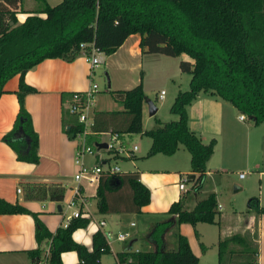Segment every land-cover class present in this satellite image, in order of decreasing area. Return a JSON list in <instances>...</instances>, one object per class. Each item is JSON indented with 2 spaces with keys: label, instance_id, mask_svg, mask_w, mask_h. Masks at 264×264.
I'll use <instances>...</instances> for the list:
<instances>
[{
  "label": "trees",
  "instance_id": "16d2710c",
  "mask_svg": "<svg viewBox=\"0 0 264 264\" xmlns=\"http://www.w3.org/2000/svg\"><path fill=\"white\" fill-rule=\"evenodd\" d=\"M37 1L41 2L39 9L18 21L16 13L22 11L21 0H0V93L4 81L18 74V110L2 140L12 148L16 159L30 163L39 160L38 135L24 106V96L35 88L24 81V72L48 57L73 60L88 49L80 43H92L98 51L109 54L133 32L139 35L140 47L147 35L156 34L172 54L181 53L191 59L189 66L184 67L189 74L187 88L177 90L168 105V112L175 118L155 120L156 126L145 130L141 129L140 120L145 98L140 82L128 88L110 89L111 98L121 103L122 109L93 111L89 126L92 134L87 139L89 143L94 141L93 149L97 148L95 134L99 132L144 134L149 138L147 154H171L181 144L188 153V167L193 174L185 175L186 182L189 189L196 190L214 143L213 138L201 142L187 127L185 107L196 94L206 92L218 97L237 113L252 117V123L264 121V0H59L52 5L46 0ZM62 124L64 131L73 136L82 130L68 106L62 111ZM63 192L60 185H30L26 196L60 201ZM94 196L100 212H137L149 199L148 189L138 180L136 170H101ZM184 197L185 192H179L177 199L169 203L166 212L172 219L151 222L141 235L151 248L132 250L127 246L116 251L117 264H196L197 257L184 235L172 233L174 246L167 248L162 243L163 233L171 224L180 222H213L215 200L213 193L208 192L186 209ZM247 203L255 213H264V205L258 206L256 197H249ZM3 213L32 216L37 246L26 250L32 262L43 255L44 264H61V253L73 250L77 255L73 264H99L100 255L109 251L100 229L91 235V249L73 239L72 231L88 223L83 215L71 217L65 225L50 231L35 212L0 196V214ZM42 243H47L45 254ZM229 243L236 247L230 248ZM198 245L203 248L201 243ZM227 253L231 257L226 262L223 259ZM216 264H255L251 238L237 233L219 237Z\"/></svg>",
  "mask_w": 264,
  "mask_h": 264
},
{
  "label": "crops",
  "instance_id": "0c3cea01",
  "mask_svg": "<svg viewBox=\"0 0 264 264\" xmlns=\"http://www.w3.org/2000/svg\"><path fill=\"white\" fill-rule=\"evenodd\" d=\"M21 8L22 11L16 13L18 21H22L27 14L31 13L25 12L28 7L21 5ZM40 14L43 15V13ZM138 39L139 35L136 32L127 34L113 52L109 54L100 52V61L93 67H90L83 54H79L71 61L59 57L44 58L24 72V81L35 88L34 91L24 96V106L30 114L32 127L38 135L39 160L37 163L16 159L12 148L2 140V135L11 128L18 110L15 95L18 74L4 81V90L0 93V196L11 202L16 201L35 212L50 231L57 226L65 225L72 217L71 211L77 207L80 214L88 218V223L72 231L73 239L83 243L87 249H91V235L95 230L101 229L111 236L107 241L109 253L100 255L99 264H117L114 253L127 246L132 250L151 248V244L142 240L141 235L151 222L173 218L166 212V209L171 201L177 199L179 192H185L183 207L186 209L190 208L195 200L208 193L206 191L208 188H202L203 179L196 190L188 188V181L184 182V190L177 187L179 178L191 173L188 167V153L185 149H179L178 146L166 159L167 168L144 166L139 170L135 169L138 180L146 186L149 193L147 203L143 204L137 212H100L94 196L97 180L88 181L85 178L75 180L73 178L76 170L74 154L77 143L72 141L63 129L62 111L67 106L69 93L85 90L91 82L96 83V67L102 65L109 81L106 84L108 90L128 88L139 81L144 91L141 81L142 74L149 72L154 63L160 62L158 63L160 69L164 70L163 80L168 79L172 84L170 97H173L179 90L178 85L180 81L182 82V74L187 73L184 67L189 66L191 59L181 53L172 54L156 34L147 35L142 47L138 45ZM99 91L97 86L90 104V114L95 110L122 109L121 103L113 99L114 103L108 102L104 106H96L99 102ZM144 96L140 107L142 130L148 129L142 126V116L146 110L145 101L149 100L145 94ZM154 107L155 110L151 114H148L146 110V115H151L153 118L149 128L156 126L155 120L165 121L159 116H154L156 106ZM185 110L187 127L196 133L199 139H202L203 133L209 135L218 132L226 142V151L231 150V141L236 137L234 129L238 124L243 125L240 122L243 119L237 118L240 113L235 114L236 111L231 105L214 95L199 92L186 105ZM123 134H120V139L126 135ZM137 134L140 135V133ZM95 135L98 141L105 142L110 137L108 132H99ZM82 139L85 145L90 147L94 145V141L87 142L85 136ZM243 147L247 150L246 141ZM241 148L239 142V149ZM89 154L92 155L91 164H103L110 158L106 148H94ZM210 155L205 165L210 164ZM100 167L102 170L105 169L102 165ZM259 172H264V170ZM30 185H60L64 188L63 198L60 201L29 198L26 192ZM17 187L20 188L19 191H16ZM233 187L239 189L236 185ZM74 190L78 191L82 200L74 194ZM190 191L192 197L188 198ZM197 193L199 196L196 195ZM74 195L76 202L73 206H68V201L72 200ZM213 196L216 211L213 222L197 221L193 225L186 222L171 224L163 233L164 247L174 246L172 233L178 232L185 236L189 249L197 257L196 264H216L217 239L230 233H237L251 238L255 245V264H264V213H255L247 201L243 213H235L234 210L229 211L223 208L217 197ZM262 201L260 197L259 199L256 197L258 206L262 205ZM136 218L142 221L141 228ZM101 221L102 223L99 224ZM205 226L208 228V236L204 229ZM193 230L196 231V235ZM119 231H126L128 236L123 240L115 239V234ZM136 239L137 243L142 246L137 243V245L133 244ZM198 243H201L203 248H200ZM36 246L34 220L29 213L0 214V264H44L43 255L36 262H32L26 253V250ZM228 246L236 247L231 243ZM42 248L45 254L47 243H42ZM60 257L61 264H73L77 260V255L73 250L63 251ZM230 257L227 253L226 259L223 260L227 262Z\"/></svg>",
  "mask_w": 264,
  "mask_h": 264
},
{
  "label": "rangeland",
  "instance_id": "374dc122",
  "mask_svg": "<svg viewBox=\"0 0 264 264\" xmlns=\"http://www.w3.org/2000/svg\"><path fill=\"white\" fill-rule=\"evenodd\" d=\"M59 0H46L50 5L55 4ZM21 5L28 7L25 12H35L41 6V2L37 0H21ZM42 13V12H36ZM160 63V62H158ZM154 63L152 68L146 74H142L141 81L143 84V92L147 98L156 106V112L154 116H159L160 119L165 121L174 119L175 115L168 112V105L170 104L172 97L170 93V87L172 84L168 79L163 80L162 71L160 64ZM95 81L97 83L99 93V102L96 106H104L109 103H114L109 90L106 87L107 80L102 65L95 68ZM189 74H182V82H179V90L187 88V79ZM141 85V84H140ZM162 88L164 91L163 97L160 99L156 95L158 90ZM236 111V110H235ZM237 114V111L235 112ZM243 125L238 124L234 129L236 137L231 141L232 148L230 151H226L223 136L216 133H203L201 142H206L209 138H213L214 143L209 158L210 164L205 165V173L202 181V188L207 189L208 192H213L219 203L223 208L229 209V211H235V213H243L245 209V202L247 199L254 195L257 199L259 197L263 200L264 205V121H258L252 123L249 118L242 114ZM152 116L146 115V110L142 116L143 128H149L152 123ZM126 134V133H124ZM123 134V135H124ZM90 133L85 134V138H89ZM70 139L77 143V148L83 143L81 136L75 134ZM122 145L124 147H130L131 144H135L137 149L133 151L132 156L121 157L112 156L102 165V167L117 166L120 171L126 170H139L144 166H152L158 169L167 168L166 159L169 154H162L159 152L147 154L146 150L149 145V138L144 135L137 133H129L124 135ZM247 143V150L244 149V143ZM239 142L241 149H239ZM179 149H184L181 144H178ZM238 147V148H237ZM186 151V150H185ZM185 153V152H184ZM83 163L90 166L92 163V155L84 153L81 157ZM77 168V166H75ZM208 170V171H206ZM241 173V176H238ZM67 178V177H66ZM233 185L238 186L239 189L233 190ZM260 192V194H259ZM188 198L192 197L191 191ZM199 196V193L196 194ZM137 222L142 227L143 223L138 218ZM204 225H206L204 223ZM205 231L208 236V228L205 226ZM137 239L133 241L134 245H137ZM137 243V244H136ZM139 246L142 244H138ZM115 246V244H113ZM109 253V252H105ZM103 254V253H102ZM101 254V255H102Z\"/></svg>",
  "mask_w": 264,
  "mask_h": 264
},
{
  "label": "built area",
  "instance_id": "2783aa9c",
  "mask_svg": "<svg viewBox=\"0 0 264 264\" xmlns=\"http://www.w3.org/2000/svg\"><path fill=\"white\" fill-rule=\"evenodd\" d=\"M80 46H88L87 51L85 49L82 51V54L85 56L86 60L88 61L90 67L96 66L99 61V53L92 43H80ZM97 90V85L94 82H91L89 87L82 91H73L71 92L70 99L68 101V111L70 113H73L76 116V119L79 123L82 124V130L80 132H77V135H80L82 138L85 136L86 133H90L89 126L92 121V114H90V104L93 99V95ZM163 95V90H158L157 97L161 98ZM243 116L242 114H238L237 118L241 119ZM109 140L106 141L107 147L106 149H110L112 152L111 155H117V156H125L129 157L132 152L136 149L135 144H131L130 147H124L122 145V140L120 139V134L118 133H109ZM93 151V148L89 145H85L82 143V145L76 149L74 154V163L76 164L77 168L75 170V173L73 174V178L75 180H79L81 178H85L88 181L97 180L99 172L102 170L100 167V164H91L90 166H87L83 163L81 157L84 153H91ZM104 170H107L108 172H117L120 171L117 166H108ZM241 175V173H238V176ZM186 181L185 175H183L181 178H179V181L177 182V187L181 190H184V182ZM20 188H16V191H19ZM74 194L82 200L77 190H74ZM72 198V200L68 201V206H73L74 202H76V196ZM81 215L77 207H75L71 211V216H78ZM99 222V224H101ZM131 223V222H130ZM101 230V229H100ZM102 234L104 235L106 241L110 240L111 236L108 232L102 231ZM128 236V233L126 231H119L115 234V239L117 240H123ZM46 253V251H45Z\"/></svg>",
  "mask_w": 264,
  "mask_h": 264
},
{
  "label": "water",
  "instance_id": "95a60500",
  "mask_svg": "<svg viewBox=\"0 0 264 264\" xmlns=\"http://www.w3.org/2000/svg\"><path fill=\"white\" fill-rule=\"evenodd\" d=\"M145 103H146V110H147V113H148V114L153 113V111L155 110V107H154V105L152 104V102H151L150 100H146ZM249 118H252V117H249ZM72 136H73V133H69V137H72ZM95 145H96L97 148H106V147H107V143H106L105 141H99V142H97ZM188 176L191 177V176H192L191 173H189ZM235 188H236V187H233V189H235ZM57 207H58V205H57ZM129 242H130V241H129ZM129 242H128V243H129Z\"/></svg>",
  "mask_w": 264,
  "mask_h": 264
}]
</instances>
